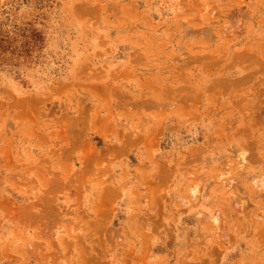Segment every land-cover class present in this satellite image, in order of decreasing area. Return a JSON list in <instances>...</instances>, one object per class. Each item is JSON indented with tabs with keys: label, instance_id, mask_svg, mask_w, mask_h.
<instances>
[{
	"label": "rangeland",
	"instance_id": "obj_1",
	"mask_svg": "<svg viewBox=\"0 0 264 264\" xmlns=\"http://www.w3.org/2000/svg\"><path fill=\"white\" fill-rule=\"evenodd\" d=\"M1 73L0 264H264V0H0Z\"/></svg>",
	"mask_w": 264,
	"mask_h": 264
},
{
	"label": "crops",
	"instance_id": "obj_2",
	"mask_svg": "<svg viewBox=\"0 0 264 264\" xmlns=\"http://www.w3.org/2000/svg\"><path fill=\"white\" fill-rule=\"evenodd\" d=\"M33 71H31L30 73V83H31V87L32 89H35V87H37L36 85V81L35 79H33ZM0 85L2 87H4L6 90L9 91V93L14 96V97H17L19 96L20 94L23 93V88L9 75H7L6 73H1L0 74ZM17 157L22 159V160H27L28 159V154L25 152V151H22V152H18L17 154ZM116 166L117 164L116 163H113L111 165V169L112 170H115L116 169ZM175 175H179V177H184L185 178V175H183L182 173H176ZM182 184H184L185 186V182L182 180ZM183 186V187H184ZM182 187V188H183ZM89 196V190H86L85 192H83V196L81 197V203H82V206L83 207H87L88 206V200H87V197ZM129 199V188L126 187V188H122L121 189V193H120V196H119V199H118V204L121 203V202H125L126 203V200ZM175 201L174 202H171V204L163 207L162 205V212L165 214V215H168L171 210H172V207L174 205ZM203 202H199V204L201 205ZM207 207V206H205ZM165 208V210L163 211V209ZM208 208V207H207ZM206 212V211H205ZM179 215L176 217V219L171 223V228H172V238L173 239H176V240H180L181 242H184L182 245L179 243L177 246H179V249L177 251V258H176V261L174 264H184V256H185V252L190 249L193 251V245L191 244V242L189 243H186V238L188 236L187 232L184 230V227L181 225V222H182V218H178ZM178 219L179 222H178V230H179V234H177V236L179 237H173V226H174V223L175 221H177ZM163 221L166 222L168 221V218L167 217H164L163 218ZM55 232H57V230H55ZM127 237V235H126ZM173 239H172V242H173ZM173 244V243H172ZM156 246H154L152 249L155 250ZM231 253H229L228 255H230ZM151 259H152V255L149 256L148 260H147V264H152L151 263Z\"/></svg>",
	"mask_w": 264,
	"mask_h": 264
},
{
	"label": "bare ground",
	"instance_id": "obj_3",
	"mask_svg": "<svg viewBox=\"0 0 264 264\" xmlns=\"http://www.w3.org/2000/svg\"><path fill=\"white\" fill-rule=\"evenodd\" d=\"M245 151H243V149H241V152H240V155H241V159H245ZM207 201V200H206ZM200 202H202V200H200ZM203 204V203H202ZM205 208H207V207H205ZM212 208H214V204L213 205H210L209 207H208V210L210 209V210H212ZM218 207H215V209L213 210V213H212V216H211V219H212V221L214 222V223H217L218 221H219V217H220V210L219 209H217ZM215 210H217V211H215Z\"/></svg>",
	"mask_w": 264,
	"mask_h": 264
}]
</instances>
